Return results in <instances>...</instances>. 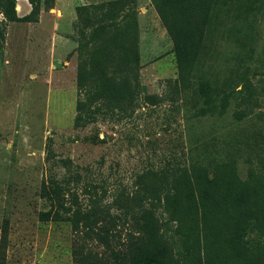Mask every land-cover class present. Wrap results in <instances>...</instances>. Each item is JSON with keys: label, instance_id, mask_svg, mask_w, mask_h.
Wrapping results in <instances>:
<instances>
[{"label": "rangeland", "instance_id": "374dc122", "mask_svg": "<svg viewBox=\"0 0 264 264\" xmlns=\"http://www.w3.org/2000/svg\"><path fill=\"white\" fill-rule=\"evenodd\" d=\"M115 1L48 0L46 8L42 0L39 16L27 21L31 5L17 0L16 21L0 14V264H73V250L89 245L114 264L102 246L54 220L56 183L70 182L84 203L83 188H103L109 205L139 175L151 184L188 160H232L241 178L264 160V66L254 79L252 115L238 120L243 106L231 102L222 117H191L200 104L192 100L188 112L183 102L174 44L152 0H127L124 10ZM258 19L261 56L264 15ZM229 47L221 42L219 50ZM98 48L115 61L124 51L138 59L139 108L132 77L117 63L103 68ZM227 57L220 55L219 68ZM81 103L93 116L78 123ZM162 258L184 264L171 250ZM188 264L205 263L198 256ZM252 264H264V255Z\"/></svg>", "mask_w": 264, "mask_h": 264}, {"label": "trees", "instance_id": "16d2710c", "mask_svg": "<svg viewBox=\"0 0 264 264\" xmlns=\"http://www.w3.org/2000/svg\"><path fill=\"white\" fill-rule=\"evenodd\" d=\"M27 1L32 9L24 20H36L42 0ZM16 2L0 0V14L9 21L18 19ZM152 3L174 44L183 75V102L191 104L188 112L194 107L192 100L200 104L191 117H222L231 102L243 106L235 113L238 120L252 115L257 93L254 79L264 66V52L260 56L255 49L264 0ZM128 4L127 0L110 3L120 10ZM45 5L52 8L48 0ZM125 27L134 38V26L128 23ZM104 41L108 45L106 35ZM221 42L230 46L226 53L219 50ZM221 54L228 56L224 69L218 65ZM97 60L105 69L117 63L132 77L137 94L134 107L139 108L138 59L124 51L115 61L107 49L98 48ZM91 116L93 112L86 113L85 105L79 104L77 122ZM155 176L158 179L147 184L146 175H139L132 189L116 191L109 205L102 201L103 188L101 194L97 186L83 188L84 203L70 182L56 183L53 218L69 222L76 234L102 246L114 264H164L162 255L169 250L182 257L184 264L198 256L205 264H252L264 255V160L246 178L238 175L232 160L218 162L209 156L185 161ZM72 258L73 264H105L91 245L75 248Z\"/></svg>", "mask_w": 264, "mask_h": 264}, {"label": "bare ground", "instance_id": "6f19581e", "mask_svg": "<svg viewBox=\"0 0 264 264\" xmlns=\"http://www.w3.org/2000/svg\"><path fill=\"white\" fill-rule=\"evenodd\" d=\"M22 7V6H21Z\"/></svg>", "mask_w": 264, "mask_h": 264}]
</instances>
